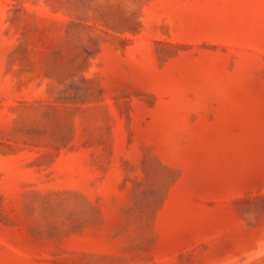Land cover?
Returning <instances> with one entry per match:
<instances>
[{
	"label": "rangeland",
	"instance_id": "rangeland-1",
	"mask_svg": "<svg viewBox=\"0 0 264 264\" xmlns=\"http://www.w3.org/2000/svg\"><path fill=\"white\" fill-rule=\"evenodd\" d=\"M0 264H264V0H0Z\"/></svg>",
	"mask_w": 264,
	"mask_h": 264
}]
</instances>
